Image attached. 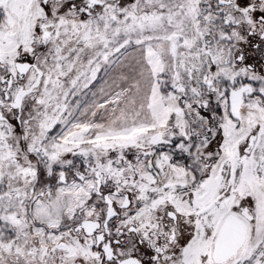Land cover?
<instances>
[{
	"label": "snow or ice",
	"instance_id": "1",
	"mask_svg": "<svg viewBox=\"0 0 264 264\" xmlns=\"http://www.w3.org/2000/svg\"><path fill=\"white\" fill-rule=\"evenodd\" d=\"M0 264H264V0H0Z\"/></svg>",
	"mask_w": 264,
	"mask_h": 264
}]
</instances>
